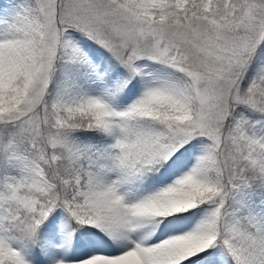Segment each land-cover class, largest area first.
I'll return each mask as SVG.
<instances>
[{
	"label": "snow or ice",
	"instance_id": "obj_1",
	"mask_svg": "<svg viewBox=\"0 0 264 264\" xmlns=\"http://www.w3.org/2000/svg\"><path fill=\"white\" fill-rule=\"evenodd\" d=\"M0 264H264V0H0Z\"/></svg>",
	"mask_w": 264,
	"mask_h": 264
}]
</instances>
